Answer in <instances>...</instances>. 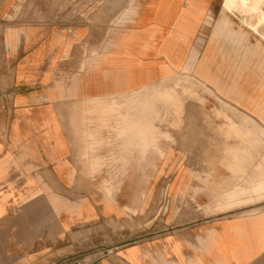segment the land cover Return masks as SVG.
<instances>
[{
    "label": "crops",
    "instance_id": "1",
    "mask_svg": "<svg viewBox=\"0 0 264 264\" xmlns=\"http://www.w3.org/2000/svg\"><path fill=\"white\" fill-rule=\"evenodd\" d=\"M223 4L0 0V264H264V40Z\"/></svg>",
    "mask_w": 264,
    "mask_h": 264
},
{
    "label": "rangeland",
    "instance_id": "2",
    "mask_svg": "<svg viewBox=\"0 0 264 264\" xmlns=\"http://www.w3.org/2000/svg\"><path fill=\"white\" fill-rule=\"evenodd\" d=\"M220 3H224L225 11L221 13L238 14L240 18H244L249 21L251 32L254 35L259 36L264 40V21L259 19L261 7L257 3L259 0H218ZM237 16V15H236ZM264 112V111H263ZM110 189V188H109ZM106 193L111 192L106 188ZM82 259H77L71 264H83Z\"/></svg>",
    "mask_w": 264,
    "mask_h": 264
},
{
    "label": "bare ground",
    "instance_id": "3",
    "mask_svg": "<svg viewBox=\"0 0 264 264\" xmlns=\"http://www.w3.org/2000/svg\"><path fill=\"white\" fill-rule=\"evenodd\" d=\"M259 5H260V7H261V13H260V15H259V19H261V20H263L264 21V0H259L258 2H257Z\"/></svg>",
    "mask_w": 264,
    "mask_h": 264
}]
</instances>
